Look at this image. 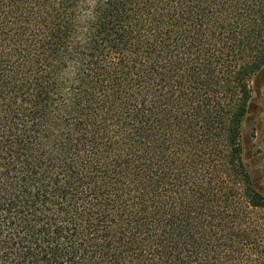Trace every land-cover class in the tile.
Masks as SVG:
<instances>
[{
    "label": "trees",
    "instance_id": "obj_1",
    "mask_svg": "<svg viewBox=\"0 0 264 264\" xmlns=\"http://www.w3.org/2000/svg\"><path fill=\"white\" fill-rule=\"evenodd\" d=\"M263 68L264 0H0V264H264Z\"/></svg>",
    "mask_w": 264,
    "mask_h": 264
},
{
    "label": "rangeland",
    "instance_id": "obj_2",
    "mask_svg": "<svg viewBox=\"0 0 264 264\" xmlns=\"http://www.w3.org/2000/svg\"><path fill=\"white\" fill-rule=\"evenodd\" d=\"M259 74L250 81L251 99L245 123L244 152L257 171L256 175L261 173L257 183L264 192V93L260 88L262 74ZM260 221H264V215H260Z\"/></svg>",
    "mask_w": 264,
    "mask_h": 264
},
{
    "label": "flooded vegetation",
    "instance_id": "obj_3",
    "mask_svg": "<svg viewBox=\"0 0 264 264\" xmlns=\"http://www.w3.org/2000/svg\"><path fill=\"white\" fill-rule=\"evenodd\" d=\"M263 86H264V83H263ZM263 93H264V89H263Z\"/></svg>",
    "mask_w": 264,
    "mask_h": 264
}]
</instances>
